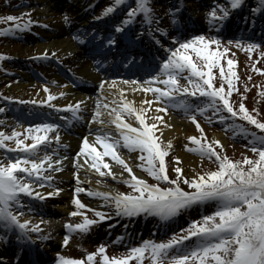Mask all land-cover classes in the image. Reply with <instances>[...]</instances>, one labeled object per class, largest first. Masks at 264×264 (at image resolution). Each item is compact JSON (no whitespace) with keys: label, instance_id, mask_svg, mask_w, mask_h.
Returning a JSON list of instances; mask_svg holds the SVG:
<instances>
[{"label":"snow or ice","instance_id":"1","mask_svg":"<svg viewBox=\"0 0 264 264\" xmlns=\"http://www.w3.org/2000/svg\"><path fill=\"white\" fill-rule=\"evenodd\" d=\"M5 2L7 3V0ZM121 3L122 0H114L113 4L103 9L102 15L113 12L115 6ZM242 4L243 0H228L227 6L214 7L207 13L211 26L220 28L229 16L230 10L237 9ZM262 10H264V0H260L259 6L254 9V11ZM137 14H143L146 22H152L154 15L150 0H135V6L127 9V18L121 21L115 30L122 31L123 26L129 24ZM3 20L14 21L7 29L0 30L5 33L16 29H29L31 24L36 23L26 13L0 16V21ZM157 31L167 35L164 29L157 28ZM171 39L177 46L172 48L164 46L168 55L160 63L159 71L155 75H150L144 84L136 81H124V83L135 84L136 87L132 88V91L140 87L145 93L152 92L154 100L158 102L154 106L158 112L167 110L166 107L161 108L160 104L182 110L188 119L196 124L197 129L201 130V135L203 131L196 121L195 113L203 115L209 109L213 110L214 114L226 111L233 118V122L225 123L224 127L233 130V135L240 133L251 137L248 143L251 145V152L255 154L254 158L244 156L242 159L232 160L227 155L220 154L223 146L219 140L210 142L207 139L201 140L196 136H189L187 139L194 147L189 148L187 144L184 147L198 153L202 158L215 157L213 163L218 167L206 172H196L189 177L183 175L181 167L173 166L175 178H170L166 171L165 156L171 150V141L158 142V137L153 134L154 130L159 131L155 128V124L161 122L160 117H154L153 123H146L142 111L146 112L147 109L135 108L130 102L118 106H113L115 101L113 104L101 105L98 100V110L93 112L89 123L96 121L102 127L94 130L96 134L93 143H90L87 137L82 139L76 157L84 155L85 163L89 168L94 169L100 176L109 175L116 179L117 175L109 168V163L102 158L110 157L129 174L127 178H121L131 190L113 193L88 189L89 196L102 198L108 212L93 209L94 216L98 219L89 218L83 212L69 213V215L79 214L82 217L79 222L65 223L69 233H87L90 226L111 219L112 216L133 217L144 214L168 219L193 205L206 203L212 204L214 210L202 215L199 220H191L186 229L181 228L180 233H174L167 240L160 242L144 240L138 246L129 247L125 255L109 257L105 251L106 245L101 244L94 252L86 254V260L69 258L57 253L55 264H95L98 254L99 264H129L133 258L138 262L142 260L145 253L150 264H164V261H167V264H264V121L258 120L252 114L256 111L255 108L251 112L246 108L242 94L235 107L228 98L233 91H236L233 86V77H236L233 66L237 61L226 57L230 52L228 45L247 51L249 56L254 49L259 48V45L242 42L239 39L229 40L225 45L218 37H206L203 34L185 40H180L176 36H172ZM102 43L114 45L115 40L106 39ZM156 43L159 44L160 40L156 39ZM190 51L195 54V61H203L202 66L190 58L188 54ZM41 55L46 56L47 53ZM259 55L264 56V52H260ZM222 58H226L227 73H225V65L221 63ZM213 68L219 70L221 81H227L226 91L223 83L218 87L214 86ZM255 71L262 70L255 68ZM180 78L186 81L185 85L179 83ZM156 83L163 84L164 87H155ZM100 84L103 86L105 81L101 80ZM111 86L110 84L109 87ZM127 90L121 88L119 92L123 93ZM44 91L49 92L47 87ZM189 96L197 97L198 100H190ZM54 98L49 93L46 100L33 101V103L47 104ZM120 99L123 100L124 97L120 96ZM148 103L151 104V101ZM80 105L81 102L77 101L75 105L69 104L63 107L71 110L73 119H79ZM51 107L59 111L60 106L52 104ZM101 108L108 110L106 120L102 118V112L99 110ZM4 111L5 109L0 108V112ZM125 114L134 116L139 126L134 127L133 124L127 123ZM236 117L246 121L248 125H254L260 132L252 131L248 126L236 122ZM216 118L225 120L223 115ZM105 124L115 125L116 135H113L112 129L104 128ZM167 126L171 127V125ZM58 128L56 123L30 125L24 129V139L20 138L21 133L15 128L10 134L0 130V149L16 153L15 156L6 157V163L0 159V229H3L0 239L5 242L8 239L6 233L15 234L17 241L46 239L43 235L34 237L31 233H40L41 229L36 223H31L28 219L22 220L20 217L25 208L23 197L43 200L45 196H53L61 191L59 188L43 193L34 190L42 188L45 184L52 186L53 177L45 174V168L57 172L61 170L59 167L61 161L53 160L52 153L44 151V146L50 140L59 141ZM54 130L55 135L49 137L48 133ZM29 135L31 143H25ZM96 144L100 145L102 151L97 150ZM215 145L220 146L219 151ZM120 147L129 152L138 151L140 154L136 159L140 163L137 167L146 171L157 183H149L133 174L132 168L118 154ZM172 159L177 162L180 160L177 156H173ZM72 163L77 168L84 167V164H78L75 158ZM53 165H56L54 169ZM102 168L107 169V173L102 171ZM73 175L75 176V173ZM159 182H167L169 186L161 187ZM76 183L77 185L80 183L78 177ZM181 183L186 185L187 190L181 187ZM82 191L85 189L77 186L72 196L71 203L76 205L77 209L87 207L76 196V193ZM68 240L69 235L66 234L63 243L67 244ZM0 264H6L2 256H0Z\"/></svg>","mask_w":264,"mask_h":264},{"label":"rangeland","instance_id":"2","mask_svg":"<svg viewBox=\"0 0 264 264\" xmlns=\"http://www.w3.org/2000/svg\"><path fill=\"white\" fill-rule=\"evenodd\" d=\"M57 5L60 6L62 9H58L55 12V16L51 15L53 12H43L42 8L43 5L39 3L37 0H7V3L5 0L0 1V16H6L8 14L12 15H19L21 13H26L28 17L31 18V20L36 21V23H33L30 25L29 29H16L15 31L10 32H0V108L5 109L4 112H0V121L3 123H0V130H3L6 134H10L11 130L15 128L17 132L21 133L20 138L24 139V129L28 128L30 125L23 124L22 122L16 121L15 115H18L19 117L28 115L27 108L31 105H40L33 103V101L38 100H46L49 93L51 94L54 91H58L57 94L63 93V95L67 92L63 86L55 83H48L45 80L48 79V77H51V82H56L59 80L57 77L56 79L52 77V74L50 72L51 66L49 67L48 63H42L43 58H35L31 56V53H35L32 49L27 48L28 46L34 44L39 45L41 48L45 49L46 51H52V48H49L50 41L53 40L58 41L59 44H62V47H64L65 44L69 42L71 45L69 48H60L59 51L53 50L51 53L52 55H57L58 57L65 58L66 54H72L76 51V48L78 45L82 42H85L87 40L92 39L93 35L96 33V39L101 38L104 34L110 33V36H112V39L115 40V37H119V33H124L126 27H130V30L126 33L129 35H133V33H137L138 29H142L143 25L145 24L146 29L148 30L147 26H150L151 30L143 31L142 38L145 39H151L152 44L151 48L148 50L149 52H152V55L150 57L156 58L155 60V67L154 71L150 75H155L159 71V65L162 62L163 59L167 58V50L166 47L163 49L161 46V43H164L166 41L165 46L172 48L176 47L177 45L175 42L171 39L172 36L178 37L180 40L190 39L192 36L203 34L206 37L210 36H216L218 37L222 43L227 45V41L229 40H241L242 42L246 43H256L259 45L258 49H254L252 51L251 56H249L248 52L245 50H241L234 45H228L230 48V52L226 54L227 58L235 59L237 61V64L233 66L234 71L236 72L237 82H238V92L240 90V87H244L242 91V96H245L247 101H252L253 98L251 93H254L253 90L251 92L245 91V87L247 85V88L256 90L255 85H264V56H260V52H264V36H262V33L264 34V27L262 24V19H264V10L262 11H254L259 4L260 0H248L247 4L249 5L247 10H250V7L252 8V12L250 14H254L255 18L258 20H255L253 23L245 22L246 18L244 19V23L234 22V25H231L230 29H226V21L223 22L222 26L220 28H213L209 22V19L207 17V13L211 10H213L214 7L218 5H224L227 6L228 0H183V7H176L175 4H170L171 0H150V6L153 9V15L154 19L151 23L146 22L143 18V14H137L134 18H132L131 22L127 25H124L122 28V31L117 32L116 26L121 23L124 19L127 18V9L129 7L135 6V0H123L121 4L116 5L113 12L108 13L107 15H102L103 9H105L108 5L113 4L114 0H87L89 2H93V4L89 3V6H95L93 9H90L88 18L87 19L90 22H84L81 17H76L75 14L72 12V10H69V3L68 0H57ZM40 4V5H39ZM162 5H167L162 6ZM164 7V10H161V8ZM175 10L174 12L172 10ZM47 14V15H46ZM63 14H67V16H63ZM23 19V18H22ZM51 20L53 22H51ZM14 23V21H0V29H7L10 24ZM86 23L89 26H84ZM83 25V26H82ZM185 25L184 32L179 31L183 28ZM99 26H105L106 32H100L98 30ZM192 26V29H189L188 27ZM96 27V28H95ZM133 27V28H132ZM95 28V29H94ZM157 28L164 29L167 32V35L162 34L161 32L157 31ZM46 31H43V30ZM51 29H54L57 34H51ZM259 29H262L263 31L260 32ZM78 31H83V33L78 34ZM43 32H46L48 35H53L55 38L49 40L48 38H41V40H34V36L37 35V33L43 34ZM76 33V35H75ZM104 33V34H103ZM155 37V39L153 38ZM24 38H27L29 41V44H25L23 41ZM131 41L133 40V36L130 37ZM156 39L161 40L159 44L156 43ZM82 41V42H81ZM116 41V40H115ZM144 42H141L140 44H143ZM117 42L113 45L116 46ZM211 47H215V45H210ZM159 48V50L157 49ZM73 49L72 51H70ZM156 49L159 53H156V55L160 53L161 56L158 58L153 53L156 52ZM190 55V58H193L195 60V54L193 52L188 53ZM145 57V56H143ZM85 62V61H84ZM197 62V61H196ZM221 63L226 66V58H222ZM142 64H145L147 68L150 67V62L143 61ZM93 67V64L89 61L84 63V66L82 68V71L89 72L91 71V68ZM255 68H259L262 71L257 72L255 71ZM35 69L36 71H32ZM217 73L219 74V70L217 69ZM38 74V76H41V80H31L32 75ZM149 75V76H150ZM185 75H188V73H185ZM148 76V77H149ZM27 77V78H26ZM148 77H146L143 80H135L136 82H139L140 84H144L145 81H147ZM93 79V77H90ZM28 79V81H27ZM162 79V77H161ZM198 79V78H194ZM213 81H216L219 78L217 76L216 78L213 77ZM31 80V81H29ZM109 82H116L121 81L124 83V81H134V80H121V79H109L106 80ZM179 83L181 85H185L186 81L183 78H180ZM20 84H29L28 86H31L32 89L25 88L24 90H19L18 87ZM107 84V83H106ZM130 85H135L132 83H129ZM123 85V84H121ZM136 86V85H135ZM147 86V85H144ZM155 87H164L163 84L156 83L154 85ZM47 87L49 92L45 93L44 88ZM122 88V86H121ZM140 88V87H138ZM62 90H65V92H62ZM264 90V89H263ZM237 92V93H238ZM89 94L85 93H75L73 94L74 99H77V96H80L86 101L85 104L80 105V107H85L86 110H84L83 114H81V118L84 120H87L88 123L92 118L93 112L97 111V101L94 102V99L98 98V95L96 96H90ZM105 94L101 95V102L104 104L105 102L109 101L108 97H104ZM8 97H11L12 99H7ZM76 97V98H75ZM146 97V104L148 108H155L154 106L158 103L153 98V93L148 92L145 93ZM236 97V96H235ZM116 98V97H115ZM190 100H193V97H188ZM23 101V103L21 102ZM148 101H151V104L148 103ZM194 101V100H193ZM202 102V101H201ZM90 103L93 104L90 107ZM101 104V105H102ZM264 104V101H262V105ZM44 105V104H43ZM161 108H164L163 104H160ZM171 107V106H170ZM264 106H261V109ZM172 108V107H171ZM102 112V118L107 119V111L103 110V108L99 109ZM173 111L168 110V112H158L156 111L155 115L159 116V114H164L166 119H168V122L170 123L173 120V125L179 126L180 130H183L182 136H180L177 139V146L178 148H184L183 154L185 155L184 162L185 167L182 166V158L180 157L181 153L178 151L179 149L173 150L171 147V150L168 152V154L165 156V162H166V171L170 178H175V173L172 171L173 166H179L182 169V173L184 176H192L196 172H206L209 170H213L218 165L213 163L215 160V157H212L211 159L207 157H201L198 153L189 151L184 147L185 144L189 146V148L194 147L193 143L187 139L189 136H196L197 138L204 140L207 139L208 141L212 142L215 140L220 139V143L223 146L222 151L220 154L233 156L234 158H243L244 156H254L255 154L251 152V145L248 143L251 139L250 136L243 135L240 133H237L236 135H233V130L226 129L224 127L225 123L231 124L233 122L232 117H227L224 121H221L217 119L216 117L218 115H221L222 113H216L214 114V111L209 109L207 110L203 115L199 113H195L196 121L200 124L201 129L203 131V135H201V130L197 129L196 124H194L191 120L188 119V117L185 115V113L180 109H174ZM264 109L261 110V121H264ZM106 115V116H104ZM146 117L145 122L146 123H153L152 119L149 118V114L144 113L143 114ZM227 116V115H226ZM70 117V116H67ZM41 121H44L43 118L38 117ZM125 121L127 123L133 124V126H139V122L130 118V116L125 115ZM5 124H10L8 127H4ZM95 126L101 125L93 121L92 123H89ZM34 125V124H32ZM70 126V125H68ZM185 126L187 128H185ZM71 127V126H70ZM103 127H107L108 129L113 130V135H116L115 133V125L112 124H105ZM155 128L159 131L154 130V135L158 137V142H166L165 139V133L167 131H173V127L167 128L166 124H160L157 126L155 124ZM252 130V129H250ZM164 132V133H163ZM95 131L88 133L87 136L89 140L93 139L95 136ZM219 136L220 138L214 139V137ZM84 138V137H83ZM80 139V141H79ZM79 143V144H77ZM82 143V137L76 138L74 135H68V137H60L59 141L53 140V149L51 150L52 153V159L54 160H68L71 161V159H76L78 164H84L83 170L82 168H79V171H84L88 176H85L82 173L74 172L75 176L73 175L71 179L81 178L85 179L89 182L90 187L82 185L81 188L85 189V191H82L80 193H76L77 198L81 201L83 205H86L87 207L77 209L76 205L71 203L72 196L74 193V190L72 192L69 191V187H61L60 184L62 181H65L66 179L69 181L70 175L72 173H69L66 169V164L61 163L60 165L61 170L59 172L54 170H47L45 168V174L51 175L53 177V180L51 182V187L45 184L40 189H34L37 191H41L43 189H48L49 192L53 191L54 188L61 189L60 192L56 193L53 196H59L65 193L67 196L66 202L63 205H60L57 208V216H55L54 220H48L49 224L47 227H52L53 235L51 237V241L53 243L56 242V239L58 237L55 236L56 233L60 230V227L63 226L68 221L69 213L75 212H83L87 217L92 219H98L93 214V209L97 210L96 208H100V205L102 206L101 209H105V211H108V208L105 207L104 202L102 201V198L100 197H93V196H87V190L91 189L93 191H110V192H118L123 191L127 192V188H129L128 185L124 184L122 182V178H127L128 173L124 171V169L118 165L115 161L111 160L110 157H102L104 160H106L109 163V168L114 172L118 178L114 179L112 176L105 175L100 176L98 173L95 172L94 169L89 168L88 164L85 163V156L81 155L80 157H76V153L79 151L80 145ZM93 143V142H91ZM76 144V146H75ZM172 146V144H171ZM97 150L102 151L99 144H96ZM217 150H220L219 145H215ZM45 148L48 149V147ZM6 150V149H3ZM0 149V159H3L6 163V157L8 156H15L16 153L3 151ZM118 154L123 158L126 163L132 168L133 174L136 176L143 178L147 182L148 180V174L146 171L142 170L141 168L137 167V165L140 163L139 160L136 159L137 155L140 153L138 151H132L129 152L128 150L124 149L123 147H120L118 149ZM177 156L180 158L179 162L173 161L172 157ZM47 163V162H46ZM90 163V161H89ZM73 164V163H72ZM74 166V165H73ZM184 168V169H183ZM102 171L107 173V169H103ZM139 171L145 173L148 175L147 177L140 173ZM90 172V173H88ZM73 173V174H74ZM92 173V174H91ZM122 177V178H121ZM150 177V176H149ZM152 178V177H151ZM97 181H101L100 183H97ZM60 182V183H59ZM157 182V181H156ZM150 183V182H149ZM160 183V182H159ZM162 183V182H161ZM164 186H169L166 183H162ZM181 187H184L186 190V185L181 183ZM130 189V188H129ZM98 205V207H96ZM25 212V209L23 210ZM207 212L206 208H202L201 210L199 208L193 209V213L187 216L182 217L181 221L177 223L173 227V230L171 231L174 233H180L181 228H187L188 220L187 218L193 219H199L203 214ZM23 217L26 219L32 218L30 215L26 213H22ZM75 218L70 220V223H76L82 220V217L77 215H71ZM118 219L121 220L122 223H125L126 221L129 222L130 227H133L134 230H137L138 233L134 240H137L140 242V244L144 240H152V241H165L171 236H166L164 234V229L161 228V230L153 229V224H155L157 221L153 219V217H150L149 215H143L139 214L137 216L133 217H124V216H118ZM61 220L58 223V230L56 232V229L54 228L57 226V222ZM186 220V221H185ZM101 222V221H100ZM100 222L90 226V230L87 233H79V232H72L68 233L69 240L66 244L67 247L62 252V255L67 257L70 256V258H78V259H85L86 260V254L88 252H94L96 248L104 244V234L109 232L107 230V227L109 225H98ZM158 226V225H157ZM57 228V227H56ZM121 226L117 227V230H119ZM150 228L153 229L149 232H146V229ZM109 229V228H108ZM156 230V231H155ZM155 231V232H154ZM56 232V233H55ZM116 233V232H114ZM109 234V233H108ZM111 242H107L106 245V254L111 256H122L127 254V249L129 247L136 246L135 244H129L127 247H120L118 244H116V237L111 239ZM138 245V244H137ZM99 254L95 258V264H99ZM129 264H150V260L148 258L147 253H145L142 260L139 262L133 258L129 261ZM164 264H167V261H164Z\"/></svg>","mask_w":264,"mask_h":264},{"label":"bare ground","instance_id":"3","mask_svg":"<svg viewBox=\"0 0 264 264\" xmlns=\"http://www.w3.org/2000/svg\"><path fill=\"white\" fill-rule=\"evenodd\" d=\"M37 1H39V3L41 5H43L42 11L43 12L52 11L53 13L51 15H53V17L56 15L54 11H56L57 9L60 8V7H57V0H37ZM69 1H70V3L68 5L72 9V12L75 14V16L76 17H81L82 20H84V22H86V21L90 22L89 20H87V19H90V18H88V15H89V12H90V8L88 7V4L90 2L87 1V0H69ZM230 12H232V10H230ZM90 20H92V19H90ZM51 22H53V21L51 20ZM84 26H88V24H86ZM228 29H229V26H228ZM43 31H46V30H43ZM51 31H52L51 34L52 33L53 34H57L56 32H54L55 31L54 29H51ZM43 37L48 38L49 40L55 38V36L48 35V34H46V32H43V34L37 33V35L34 36V40H41V38H43ZM123 37H124V35H122L120 37V39H119L121 41L120 47L126 48L127 41H125L126 38H123ZM27 40H28L27 38L23 39L25 44H29V41H27ZM148 42H150V41L148 40ZM63 44H65L64 47H62V44H59L58 41L53 40L52 42L50 41L49 48H52L53 50L57 49L59 51L60 48H63V49L64 48H69V46L71 45L69 42L63 43ZM29 47H30L29 50L32 49L35 52L34 54L31 53V56L33 55L32 57H34V55H36L35 58L40 56V58H55V59H58L57 55H52L51 52L53 50L52 51H46L45 49L41 48V46L34 45V44L28 46L27 48H29ZM148 49H149V46H148ZM72 50L73 49H71L70 51H72ZM44 53H47V55L46 56H42L41 54H44ZM132 54L135 55L136 58L140 57V52H133ZM94 56L101 58L102 54H100V55L98 54V55H94ZM85 57H86V55H85L84 48L83 47H77L76 51L74 53H72V54H68L67 53L66 57L63 58V60H64V63L67 66H69V67H71L73 69H76V70H82V68L84 66V63H85L84 62L85 61ZM112 72H114V73H112ZM149 72H151V69L149 71H147V70H142V69H139V68H131L129 70L120 71V70H118L116 68L115 71L108 70V71L103 72L102 76L104 78H106L108 76H117V77H121V78L133 77V78L145 79ZM70 75L73 76L74 74L70 73ZM49 81L51 82V79H49ZM59 83L66 90L71 89L70 88L71 86H69L66 82H59ZM110 84L112 85L111 87H109ZM121 84H123V85H121ZM28 85L29 84H26V85L25 84H20V86L18 87V91L19 90H24L25 88L32 89L31 86H28ZM97 85H101L100 82H98L95 86H93L94 87L93 90H87L91 94H94V96L98 95V98L94 99V102H96L98 100L101 102V98L100 97H101L102 94H105L104 97H108V99H109V101H107L105 103L113 104V101H115V104H113V106H118L119 104H122V103H125V102H130L131 105L133 107H135V108L147 109L146 112L142 111V115L144 113L149 114V118H151L152 121L154 122L153 118L156 117L155 113H156L157 110H156V108H148V106L146 104L145 92L143 91L142 88H138L137 87L136 91H132V88L136 87L135 85H130L129 83L125 84V83H123L121 81H119V82H109L107 84L105 83L100 88L96 87ZM121 86H122V88H125V89H128V90L126 92L120 93L119 89H121ZM80 90H83V89H80ZM62 92H65V90H62ZM83 92H85V91H83ZM57 93H58V91H54V92L51 93L55 98L53 100L48 101V104H49L50 107H51L52 104L60 106L59 107V111L57 110V108L51 107L52 111L57 112L58 115H61V116L63 115L64 116V115H67L68 111H71L70 109L64 108L63 106H65V105H69V104L75 105L77 101H80L81 105L85 104V102L80 98V96H77V99H74L73 94H75V93H73L71 91L67 92V94L65 93L64 95H60V94H57ZM120 96H123L124 99L121 100ZM142 101L144 102L143 104L141 103ZM101 104H102V102H101ZM92 105L93 104L90 103V107ZM163 105H164V108L165 107L167 108V110L164 111L165 113L168 112V110L173 111L170 106H166L165 104H163ZM83 109L86 110V106L84 108L83 107H79L78 116H80V114H83V112H84ZM38 110L40 112L39 115L41 117L44 114H48V111L45 108H41L40 109V108L31 106V111H33V112L36 111L37 112ZM125 115H127V114H125ZM104 116H106V115H104ZM159 117H160L161 122L160 123H156L157 126H159L161 123L162 124H166V125H172L174 130L172 132L171 131H167L165 133V139H166V141H171V144H172L171 147L173 148V150L179 149L178 151L181 153L180 157L183 160V161H181L182 162V166L185 167V163H183L185 155H182L183 151H184V148H178V146H177L178 145L177 144V139L180 136H182L183 130H180L179 126L173 125L174 124L173 120L169 123L168 119H166L164 114H159ZM130 118L135 120L134 116H130ZM81 120H83V119L81 118ZM85 122H86V120H84V123ZM64 124L66 126H68V125L73 126L72 128L74 129V131L77 134L79 133V134H81V136L87 137V138L89 137V136H87L88 132H90V133L94 132L95 129H98V128L102 127V126L101 127L100 126H96V127L94 126L93 127V125H91V124L87 125L88 124V121H87L85 123V127H84L83 131H80V128H79L80 126L77 123H75V124H70V123L66 124V123H64ZM8 126H10V124H5L4 127H8ZM104 128H107V127H104ZM167 128H168V126H167ZM185 128H187V127L185 126ZM53 134H55V131L49 132L48 136L49 135L53 136ZM218 138H220V137L219 136L214 137V139H218ZM218 140L220 141V139H218ZM79 141H80V139H79ZM89 142L90 143L94 142V138L89 140ZM25 143H31L30 135H29L28 139H25ZM77 144H79V143H77ZM47 145L50 146V143H48ZM75 146H76V144H75ZM50 150H52V149H50ZM44 151H48L45 148V146H44ZM72 160L73 159H71V161L63 160L61 162V163L65 162L64 164H66L68 162L65 165L66 166L65 170H67L69 173H72V175H70L69 181L67 179L65 181H62L60 186L63 187V188L64 187H69V191L70 192H72L77 186L80 187L82 185H85V186L90 187L89 182L87 180H85V179L79 178V181H80L79 185H77L76 179H73V178L71 179V177L73 176L74 172L82 173L85 176L89 175L86 172L82 171L83 168H82L81 171H79L80 170L79 168H77L76 166H73ZM60 165H62V164H60ZM55 167H56V165L53 166V169ZM61 168H63V167H61ZM88 173H90V172H88ZM43 192H49V190L48 189H43L42 193ZM87 196H89V195L87 194ZM44 199H46L48 202L53 203V204H59V203L60 204H65L67 196L65 195V193H63L62 195H59L58 197L57 196H53V197L45 196ZM96 207H98V205H96ZM101 208H102V206L100 205V208H96V209L105 211V209H101ZM53 209L56 210L57 208L52 207V208H49L48 211H52ZM111 221H113V219L109 220L108 222H111ZM44 229H47V228H44ZM2 232H3V229H0V233H2ZM5 245H6V243L4 244V243L0 242V256L5 258L6 264H14L13 261H11V259L9 257V254L7 253V249L5 248ZM48 248L50 250H54V249L57 248V246L55 244L49 243V247Z\"/></svg>","mask_w":264,"mask_h":264},{"label":"trees","instance_id":"4","mask_svg":"<svg viewBox=\"0 0 264 264\" xmlns=\"http://www.w3.org/2000/svg\"><path fill=\"white\" fill-rule=\"evenodd\" d=\"M201 65H203V62H201ZM225 73H227V68L225 69ZM217 76H219V74L216 71V75H214V77L216 78ZM213 83H214V86H217V87L221 83H223L224 84L225 91H226V89H227V81L226 80L221 81L220 79H218L216 81H213ZM233 86L236 89V91H233L229 95L228 98L230 99L231 102L234 103V107H235V106H237L236 105V102L240 101V99H241V94H242V91H243L244 87L241 86L240 87V90L238 92V87H237L238 86V82H237V80L235 81L234 78H233ZM254 87H256V90L255 91H254L253 88L252 89L247 88V85H246L245 91L251 92L253 90L254 93H251L252 96H253V98L251 99L252 101H247L246 98H245V96H243V103L245 104L246 108L250 112H251L252 109L255 108L256 111L255 112H252V114L255 115L257 117V119L261 121L260 118H261V116H263L261 114V110L264 109V107L261 109V106H264V104L262 105V101H264V94H262V93H264V90H263L264 89V85H258V86L255 85ZM237 122L248 126L250 129H252V131H256L257 133L260 132V130L259 129H256L254 125H248L246 121L241 120L239 117H237ZM251 157L254 158V156H251ZM229 158L232 159V160L241 159V158H234L232 155L229 156ZM150 181H152V180H150ZM152 183H154V182H152ZM183 214H187V215L190 216V214H192V212L191 211L183 210ZM159 219H161V218L159 217ZM161 220L164 221L166 219H161Z\"/></svg>","mask_w":264,"mask_h":264}]
</instances>
